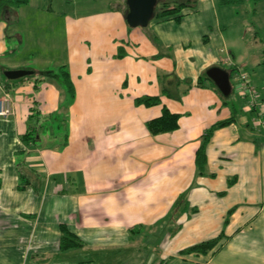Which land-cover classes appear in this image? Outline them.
Listing matches in <instances>:
<instances>
[{"label":"crops","instance_id":"crops-1","mask_svg":"<svg viewBox=\"0 0 264 264\" xmlns=\"http://www.w3.org/2000/svg\"><path fill=\"white\" fill-rule=\"evenodd\" d=\"M202 1V16L201 10H184L180 22L156 21L164 25H156L153 39L147 33L150 40L127 26L126 5L73 19L65 14L66 56L58 63L66 66L75 93L66 124L56 134H38L35 142L21 140L30 115L56 116L57 110H63L59 104L65 97L57 82L37 85L29 78L11 85L14 114L0 118V133H7L0 137V264H156L143 258L141 244L134 238L141 235V227L152 228L163 221L166 230L173 224L179 226L175 252L182 254V238L199 229V220L188 227L190 208L209 218L223 213L219 202L211 204L203 196L206 181L215 182L217 176V166L210 164L213 154L231 164L228 175L235 180L231 188L239 191L231 195L227 209L236 212L244 203L254 205L253 194L261 188L258 177L264 175V143L258 148L247 138L248 142H241L233 137L235 118L213 133L206 147V170L197 174L194 158L201 136L236 111L210 83H205L206 88L192 83L178 101L161 97L158 106L134 104L136 98L160 95L159 75L175 73L180 80L195 79L203 69L217 66V53L229 52L233 63H228L227 70L264 68V43L251 66L250 60L232 51L238 37L234 41L224 34L215 1ZM44 2L31 0L9 20L0 21V67L38 71L36 67L48 64L35 52L47 49V43L53 49L51 40L42 41L37 35L44 17L51 15L52 3L45 8ZM210 10L211 15L206 14ZM193 20L196 26L190 25ZM206 30L212 33L210 46L217 53L204 56L200 50H178L201 41ZM202 41L207 43L209 38ZM118 48L126 56L116 58ZM23 49L29 52L23 54ZM249 77L251 87L254 80H260ZM1 87L0 95L4 93ZM259 100L260 107L252 116L264 119V98ZM162 106L180 115L178 128L153 136L145 123L159 117ZM242 111L250 112L247 106ZM43 124L47 127V121ZM253 124L260 127L258 133L264 139V127L257 121ZM65 135L66 144L61 147ZM212 185L210 193L215 198L217 193L226 194L222 181ZM191 191L194 197L186 199ZM201 199L205 212L198 205ZM263 214L264 205L254 218L231 230L220 249L204 254L208 258L202 264H264V233L250 231ZM61 225L77 235L81 248L59 250ZM172 251L167 255L172 257ZM161 260L160 264H173ZM178 260L174 264H187L181 257Z\"/></svg>","mask_w":264,"mask_h":264},{"label":"rangeland","instance_id":"rangeland-1","mask_svg":"<svg viewBox=\"0 0 264 264\" xmlns=\"http://www.w3.org/2000/svg\"><path fill=\"white\" fill-rule=\"evenodd\" d=\"M51 3L52 7L49 11L51 15L44 17L42 23L40 24L37 35H39L42 41L51 40L53 42V49L50 48L49 43H47L45 46L48 47L47 49H35V52L38 51L37 54L40 58H44L49 61L47 65H41L43 67L42 69L40 68V66L36 67L35 65H31V63H29L30 67L34 66L36 67L35 69L38 71L45 69L50 71H56L57 68L60 66L58 62H63L65 60L66 43L64 40V31L62 24V19L67 17V15L65 14H69L68 16H71L73 19L76 16H85L91 14L92 12L96 13V11L98 10L107 11L118 6L125 7L124 0H46V2H44L45 8H47ZM215 3L217 7L216 13L218 14V19L222 27L226 28L224 34L228 35L229 38L234 41H236L238 37V43H236L238 46L232 51L235 55H240L243 59L250 60L252 66V61H254L255 56L258 54V50L262 48L261 44L264 43V0L257 3L246 1L242 5H239L237 7H218L216 1ZM202 8L203 1L201 2V0H196V4L193 11L201 10L200 14L202 16L204 14V10H202ZM206 14L211 15V10L208 11ZM33 25L37 26L36 24ZM156 25L164 24L157 23L156 20L151 19L146 27H136L131 28V30H140L145 35V37L150 40L147 33L151 34V39H153ZM190 25L196 26L197 20H193ZM172 27H174L173 24ZM37 29L38 27L36 28V30ZM19 34H21V32ZM21 36H23L22 38L24 39V35L21 34ZM171 36L175 38V32L172 31ZM211 36L212 33L209 32V30H206L203 35H201V41L195 42L191 48L188 47L181 49L179 47L178 50H180L181 53L200 50V52H202L204 56L212 51L216 52V49L210 46V44L212 43L210 38ZM202 38H209V42L206 43L202 41ZM21 51L23 52V54L29 52L28 49H23ZM118 51L119 48L117 50V54ZM124 56L126 55L124 54ZM228 63H233V60L230 57L228 51H226L224 54L217 53L215 64H217L218 68L227 70ZM208 69H203V72L201 71L195 79L191 77V79L186 78L182 80H190L191 83H196L199 77L206 76V72ZM239 74L246 75L248 79L250 78L249 75H253L255 79H260L253 81L252 88L256 91L258 97L262 96L264 98V68L256 67L252 71H245L242 68L236 69L235 77L230 78L231 92L228 97H225L226 102H229L236 107V111H233L232 115L230 116H233L236 120V122L234 123V130L232 131V136H238L239 139L241 138V142L249 141L248 143L251 144L256 143V147L260 148L262 143H264V139L263 136H260V134L258 133V131H260V127H255L253 124L256 119L252 116L254 111H250L249 113H245L244 111H242L243 107L246 106V100H244L240 96L241 83L238 79ZM260 74L263 75L261 76ZM174 75L178 77L175 73ZM185 89L186 86L184 84L179 87L178 93L183 92ZM219 95L223 97L220 93ZM73 100L69 101L68 99H65V97H62L59 105L61 107L63 106V110L59 109L56 111V116H50V118H48L47 120V127H42L41 129H39L38 134L50 135L52 133H58V126L63 127L66 124V122H64L66 120L65 116L68 115L67 111L72 102H74ZM47 117L48 116H46L45 118ZM242 117H244L245 119H242ZM0 135V137L4 138L7 133L2 132L0 133ZM246 138L248 139V141ZM232 163V165H234L236 161L233 160ZM210 164L212 166H217V168L215 169L217 176L215 177V182L206 181V185H204L203 196L206 200H211V204L219 202L220 210L223 213H221L219 216H216L215 218H209L208 216H206V214L204 215L200 210L198 213H196V209L193 211L190 208L188 216L190 220L188 223V227L191 229L195 224H197V220H199V229L193 231L191 230L184 236V238H182V246H184V249H187L193 245L199 244L209 239L215 238L219 236L221 232L223 233L222 240H225L227 235L232 232L231 230L242 226L246 221L251 218H254V216L258 214L260 207L264 205V175H260V177H258V183L261 188L259 192L256 191L253 194V200L255 201L254 205L252 206L244 203L237 209L236 212L233 208L228 210L227 206H229L228 201L231 199V195H236L239 192L231 188V185L235 181L232 175H228L230 174L228 170L231 171L232 169V167H230L231 164L228 165V163L218 158L215 154H213ZM221 181L222 185H226L225 191L227 192L226 194L217 193L215 198L210 193V186H213L212 183L219 185L221 184ZM249 194L250 193L246 194L247 197L249 196ZM188 195H186V199L189 197H194L195 192L191 191L190 193H188ZM203 202V199H201V201L197 203L201 207L202 211L205 212L206 206L202 204ZM233 221L235 223L234 225L232 224ZM166 225L167 224L163 221L162 223H158L152 228L141 227L139 229V232L141 231V235H136L134 238V242L141 244L140 247L142 249L143 258L153 260V263L156 264H160L163 262L161 258H164L165 263L169 262L173 264L179 263L178 257L185 259L187 264H202L204 260H207L208 256L204 254L179 253L178 255L175 250L178 249V242L181 236L178 230L179 226L176 227V225L173 224V227H169L171 228V230H166ZM185 225L186 223L184 224V226ZM253 225L254 226L250 231H252L253 233H264V214ZM185 233L186 232L184 231L182 235ZM171 249L173 250L172 257L167 255V252H169V250Z\"/></svg>","mask_w":264,"mask_h":264},{"label":"trees","instance_id":"trees-1","mask_svg":"<svg viewBox=\"0 0 264 264\" xmlns=\"http://www.w3.org/2000/svg\"><path fill=\"white\" fill-rule=\"evenodd\" d=\"M31 0H0V21L3 19L9 20V17L16 12L20 7L26 6L29 4ZM219 6H228V7H237L242 5L246 1H251L253 3L260 2L262 0H215ZM196 4V0H157V4L154 8V14L152 19L156 21H168L172 20L175 22H180L183 18L184 10H192L194 9ZM124 53L119 48L118 54L116 58H123ZM262 63L264 64V50L262 53ZM7 68L0 67V84L2 85L1 89H3L4 93H10L11 85L15 84L17 81H21L25 78L33 79L35 84H40L41 82H57L60 87L64 90L65 99L69 101L73 100L75 97L74 86L71 82L69 73L67 71L66 66H60L56 71L43 70V71H33L34 74L31 76H27L24 78H20L14 81L8 80L4 77V71H7ZM229 73V77L231 78L232 74H234V70H226ZM160 84V95L159 96H142L136 98L134 100L135 106H145L152 107L161 105V97H166L169 99L180 100L181 95L186 94L190 88H192V83L190 80H179L174 74L170 75H159L158 78ZM206 82L210 83V85L215 89L218 93L219 91L216 89L214 84L209 80L206 76H201L196 81L195 86L197 88H206ZM186 89L183 92L178 93V89L180 86L184 85ZM35 85V89L37 88ZM223 100L226 101L225 97H222ZM52 116V115H51ZM50 115L47 118L42 117L39 113H33L27 119V130L24 135H22L21 140L24 143L35 142L36 136L38 135L39 129L43 127V123H45ZM180 115L171 113L167 107L162 106L161 114L159 117L151 119L145 123V127L149 134L155 136L163 133H171L178 128V120ZM234 120V117H230L227 120L218 121L211 125L201 136L200 144L197 150L195 151L194 163L196 167V171L198 175L204 174V169L207 164L206 157V147L210 142L213 133L216 130L229 126ZM58 128L61 129L60 126ZM64 142L61 144L63 147L66 144L67 135L64 136ZM19 188H21L19 186ZM60 238H59V250L67 251L71 249L81 248L83 246L82 241L77 237L76 234L71 232L67 227L61 225L59 227ZM223 243L222 233L212 239L201 242L199 244L193 245L185 250L183 253L191 254H207L211 251H216L221 248Z\"/></svg>","mask_w":264,"mask_h":264},{"label":"water","instance_id":"water-1","mask_svg":"<svg viewBox=\"0 0 264 264\" xmlns=\"http://www.w3.org/2000/svg\"><path fill=\"white\" fill-rule=\"evenodd\" d=\"M127 11L125 22L130 28L146 27L154 14L157 0H124ZM31 70H7L3 75L6 79L14 81L33 75ZM206 77L211 80L216 89L223 97H228L231 92L230 77L226 70L211 67L206 72Z\"/></svg>","mask_w":264,"mask_h":264},{"label":"built area","instance_id":"built-area-1","mask_svg":"<svg viewBox=\"0 0 264 264\" xmlns=\"http://www.w3.org/2000/svg\"><path fill=\"white\" fill-rule=\"evenodd\" d=\"M238 79L241 83V94L240 96L246 100V106L249 111L257 112L260 107V101L258 94L248 83V77L244 74H239ZM14 114L13 99L9 93H3L0 95V118H8ZM258 126L264 127V119L261 115L257 114Z\"/></svg>","mask_w":264,"mask_h":264}]
</instances>
